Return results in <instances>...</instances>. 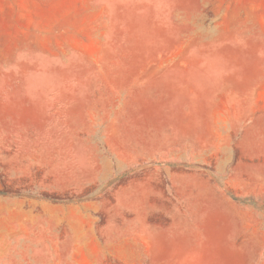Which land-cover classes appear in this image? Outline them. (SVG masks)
Returning <instances> with one entry per match:
<instances>
[{"label": "rangeland", "instance_id": "374dc122", "mask_svg": "<svg viewBox=\"0 0 264 264\" xmlns=\"http://www.w3.org/2000/svg\"><path fill=\"white\" fill-rule=\"evenodd\" d=\"M0 264H264V0H0Z\"/></svg>", "mask_w": 264, "mask_h": 264}]
</instances>
